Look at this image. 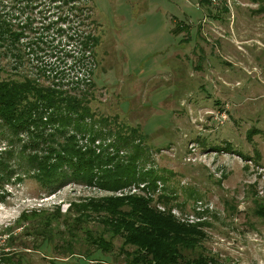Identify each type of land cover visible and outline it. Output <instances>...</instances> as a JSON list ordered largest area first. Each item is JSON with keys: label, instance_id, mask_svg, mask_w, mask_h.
I'll return each instance as SVG.
<instances>
[{"label": "rangeland", "instance_id": "374dc122", "mask_svg": "<svg viewBox=\"0 0 264 264\" xmlns=\"http://www.w3.org/2000/svg\"><path fill=\"white\" fill-rule=\"evenodd\" d=\"M84 1L92 22L79 28L98 40L94 57L84 60L78 74L91 70L90 108L96 118L108 117L113 122L109 127L115 123L138 129L145 137L136 139L140 149L148 150L138 166L163 172L165 179H157L153 189L141 181L136 190L127 186L113 192L69 183L49 195L26 176L15 184L10 181L0 200V250H7L10 241L4 231L22 211L58 206L64 213L70 201L136 195L149 198V205L160 211L169 209L177 222L204 231L200 247L185 251L184 259L202 252L211 259L208 264H264V220L253 214L254 202H264V14L248 0ZM55 6L36 8L52 15ZM36 8L33 14L38 15ZM182 24L186 28H179ZM46 55H27L24 71L35 74L37 64L56 62ZM0 58L7 69L5 63L14 61ZM86 121L91 122L88 117ZM103 129V138H96L99 144L90 147L124 158L131 148L115 152V137ZM8 135L0 126V149H12L14 168L19 144L6 142ZM76 138L82 147L89 144L88 136ZM222 147L227 149H218ZM160 195L169 197L166 205L158 202ZM83 227L93 236L102 225L90 218ZM81 229L73 239L68 236L75 254L93 253L88 257L66 256L58 240L54 247L34 249L30 235L19 233L20 228L11 235L27 244L21 249V264H122L120 236L105 233L111 248L102 251ZM19 245L16 240L13 249Z\"/></svg>", "mask_w": 264, "mask_h": 264}, {"label": "trees", "instance_id": "16d2710c", "mask_svg": "<svg viewBox=\"0 0 264 264\" xmlns=\"http://www.w3.org/2000/svg\"><path fill=\"white\" fill-rule=\"evenodd\" d=\"M248 1L257 5L256 12L264 14V0ZM53 2L56 10L52 15L36 8ZM86 3L84 0H0V57L14 59L11 65L5 63L10 66L7 69L0 58V126L9 132L4 138L6 142L19 144L14 168L10 166L12 149H0V200L7 183H18L25 176L37 182L46 195L69 183L113 192L141 181H148L147 187L153 189L157 179H165L163 172L138 166L140 157L148 155L145 147L140 149L139 142L145 137L138 129L127 130L115 123L109 127L113 122L103 115L96 118L90 108L93 99L90 68V72L78 76L83 71L84 60L94 57L93 48L98 42L93 32L79 28L92 18ZM35 8L38 15L33 14ZM186 26L182 24L179 28ZM41 52H48L46 56L55 57L56 62L37 64L35 74L24 71L27 55L38 59ZM87 117L91 120L89 124ZM104 127L115 137L111 143L115 152L131 148L124 158L104 149L97 153L90 147L96 138H103ZM77 134L87 135L89 144L80 146ZM168 198L160 195L158 202L166 205ZM148 199L136 195L88 197L68 202L64 213L58 206L52 211L36 208L22 211L14 226L3 230L10 243L7 250H0V264L22 262L21 249L27 248V244L25 240L13 239L11 231L15 228H20L23 235H30L34 249L42 245L54 247L58 240L66 256L93 255L88 251L78 254L73 251L71 237L82 228L86 240L102 251L111 248L105 233L109 238L120 236L122 264H208L211 259L202 252L188 259L183 257L185 251L200 247L204 231L196 225L177 222L169 215L170 206L160 211L150 206ZM254 205L253 214L264 220V202L255 201ZM90 218L102 225L93 236L83 227ZM61 232L71 237L59 239ZM16 240L20 242L17 250L13 249Z\"/></svg>", "mask_w": 264, "mask_h": 264}, {"label": "built area", "instance_id": "2783aa9c", "mask_svg": "<svg viewBox=\"0 0 264 264\" xmlns=\"http://www.w3.org/2000/svg\"><path fill=\"white\" fill-rule=\"evenodd\" d=\"M84 136H87V135H83V137ZM99 142H100L99 139H95L94 140V143L91 146H94V145L97 146V144H99ZM108 150L109 151H112V148H110V146H109V149ZM120 152H122V151H120ZM136 185H137V183H132V184L128 185L127 188H131L132 190H136Z\"/></svg>", "mask_w": 264, "mask_h": 264}]
</instances>
